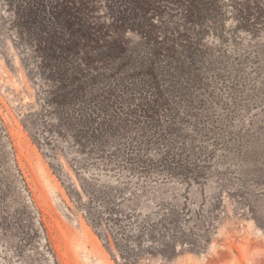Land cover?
I'll return each mask as SVG.
<instances>
[{"label":"rangeland","instance_id":"rangeland-1","mask_svg":"<svg viewBox=\"0 0 264 264\" xmlns=\"http://www.w3.org/2000/svg\"><path fill=\"white\" fill-rule=\"evenodd\" d=\"M137 1L127 25L121 0H0V264L264 247V0H190L213 9L196 23L189 0Z\"/></svg>","mask_w":264,"mask_h":264},{"label":"trees","instance_id":"trees-1","mask_svg":"<svg viewBox=\"0 0 264 264\" xmlns=\"http://www.w3.org/2000/svg\"><path fill=\"white\" fill-rule=\"evenodd\" d=\"M150 2L152 0H149ZM121 2H125L126 4V8H128L127 13H125L124 15H127V18H125L124 20H122V23H126L127 25H135L136 20L139 22V24H142L143 20H144V13L146 12V10H144V6L146 3L144 2H138L137 0H121ZM188 9L185 11V18L191 17V20L193 23L198 22L199 20H203L205 19V17L209 16L208 15V11L210 13L213 12V9L211 10L210 8H208V4L207 3H197V4H193L192 1H188ZM212 4H210L211 6ZM134 17V18H132ZM146 32V37L147 34L149 33L147 31V28L145 29ZM143 30V31H145ZM106 50H108V48H106ZM110 52V49H109ZM105 55V54H103ZM94 70H96V68H94ZM159 139V140H158ZM157 142H161L163 141L161 138H158ZM174 148H166L165 152H164V156L162 157L163 160L162 162H166V163H170L173 167L174 170V174L176 176H181L184 178V180H187L190 182V180L192 178H194V180H198L200 177H202L204 174L200 171L197 172H193V168H191L190 166L193 165V163L191 162L192 160L190 159V155H178L177 153L173 152ZM199 159V158H198Z\"/></svg>","mask_w":264,"mask_h":264},{"label":"bare ground","instance_id":"bare-ground-1","mask_svg":"<svg viewBox=\"0 0 264 264\" xmlns=\"http://www.w3.org/2000/svg\"><path fill=\"white\" fill-rule=\"evenodd\" d=\"M246 254L250 264H263L264 263V247L261 246L251 252V245L246 248ZM246 258V259H247Z\"/></svg>","mask_w":264,"mask_h":264}]
</instances>
